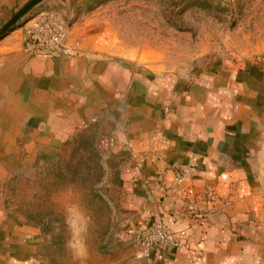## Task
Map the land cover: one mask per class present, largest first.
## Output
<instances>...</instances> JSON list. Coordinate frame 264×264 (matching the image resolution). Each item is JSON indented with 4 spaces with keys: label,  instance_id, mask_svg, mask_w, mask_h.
Segmentation results:
<instances>
[{
    "label": "crops",
    "instance_id": "0c3cea01",
    "mask_svg": "<svg viewBox=\"0 0 264 264\" xmlns=\"http://www.w3.org/2000/svg\"><path fill=\"white\" fill-rule=\"evenodd\" d=\"M22 1L30 0H0V10L12 15ZM30 25L0 40V264H34L42 245L41 232L10 209L11 182L53 141L82 133L118 155L123 196L141 228L157 212L171 232H187L183 249L140 253L141 264H264L249 162L238 159L247 149L239 140L264 125L262 87L235 72L226 83L164 85L100 39L72 32L76 55H32L24 50Z\"/></svg>",
    "mask_w": 264,
    "mask_h": 264
},
{
    "label": "rangeland",
    "instance_id": "374dc122",
    "mask_svg": "<svg viewBox=\"0 0 264 264\" xmlns=\"http://www.w3.org/2000/svg\"><path fill=\"white\" fill-rule=\"evenodd\" d=\"M53 1L33 12H56L70 35L81 42L100 39L112 56L159 83L176 88L213 78L226 83L235 72L236 80L247 75L264 91V0ZM12 15L0 10V27ZM262 124H256L254 138L239 140L240 149H247L238 159L249 162L264 224ZM45 151L26 163L6 191L10 209L41 232L34 264H141L138 237L148 225L141 228L128 209L118 155L100 152L90 133L53 141Z\"/></svg>",
    "mask_w": 264,
    "mask_h": 264
},
{
    "label": "built area",
    "instance_id": "2783aa9c",
    "mask_svg": "<svg viewBox=\"0 0 264 264\" xmlns=\"http://www.w3.org/2000/svg\"><path fill=\"white\" fill-rule=\"evenodd\" d=\"M28 22L31 25L26 29L24 38V50L27 53L76 55L78 44L75 47L69 46V27L56 12L42 11ZM176 174L179 179H182L181 170L176 171ZM147 225L145 232L138 237L142 256L149 257L156 252L171 254L185 247L183 240L187 237V232L185 230L178 233L171 232L159 213L149 212Z\"/></svg>",
    "mask_w": 264,
    "mask_h": 264
},
{
    "label": "water",
    "instance_id": "95a60500",
    "mask_svg": "<svg viewBox=\"0 0 264 264\" xmlns=\"http://www.w3.org/2000/svg\"><path fill=\"white\" fill-rule=\"evenodd\" d=\"M45 0H30L27 2L21 9H19L10 20L4 23L0 27V40L4 38L18 27L19 23L29 14L33 12V10L43 3Z\"/></svg>",
    "mask_w": 264,
    "mask_h": 264
},
{
    "label": "trees",
    "instance_id": "16d2710c",
    "mask_svg": "<svg viewBox=\"0 0 264 264\" xmlns=\"http://www.w3.org/2000/svg\"><path fill=\"white\" fill-rule=\"evenodd\" d=\"M40 12H42L41 9H36V10L33 12L31 18H33L35 15H37V14L40 13ZM25 24H26V23H25ZM18 27H19V26H18ZM5 37H6V36H5ZM1 39H2V38H1Z\"/></svg>",
    "mask_w": 264,
    "mask_h": 264
}]
</instances>
